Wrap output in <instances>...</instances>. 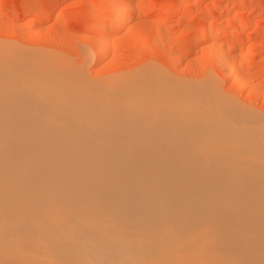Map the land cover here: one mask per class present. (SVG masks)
<instances>
[{
    "label": "bare ground",
    "instance_id": "1",
    "mask_svg": "<svg viewBox=\"0 0 264 264\" xmlns=\"http://www.w3.org/2000/svg\"><path fill=\"white\" fill-rule=\"evenodd\" d=\"M132 1L100 8L117 13L92 40L99 62ZM208 29L203 39H221ZM2 45L0 264H264L259 118L214 88L104 85Z\"/></svg>",
    "mask_w": 264,
    "mask_h": 264
},
{
    "label": "rangeland",
    "instance_id": "2",
    "mask_svg": "<svg viewBox=\"0 0 264 264\" xmlns=\"http://www.w3.org/2000/svg\"><path fill=\"white\" fill-rule=\"evenodd\" d=\"M110 1L0 0V45L8 47L12 55L19 52L43 61L48 67L56 66L104 85L118 79L152 77L167 82L175 80L186 86L214 88L224 99L229 98L227 101L237 103L234 106L240 105V109L248 111L243 114L259 118L260 123L255 119L256 122L264 125V0H133L136 11L127 14L128 20L121 31L106 40L108 53L99 62L92 52V40L104 37L101 27L112 24L117 13L114 9L124 8L130 0ZM107 2L117 7L110 11L111 6L103 13L100 8ZM89 10L94 14H89ZM241 19L245 22L239 23ZM94 20L100 24H95L100 28L98 31L92 27ZM208 28L212 34L220 32L223 37L216 41L210 36L205 41L201 35ZM193 36L202 37L203 41L197 44L200 38L192 41ZM226 36L235 38L237 46L240 41L241 47L235 44L234 48L232 44L227 49L231 43H224ZM225 51L230 55L223 68L220 64ZM218 60L225 74L219 71ZM235 63H240V73L235 72Z\"/></svg>",
    "mask_w": 264,
    "mask_h": 264
}]
</instances>
